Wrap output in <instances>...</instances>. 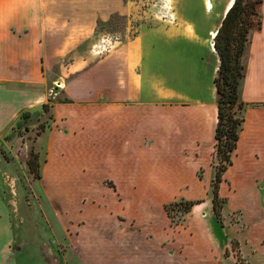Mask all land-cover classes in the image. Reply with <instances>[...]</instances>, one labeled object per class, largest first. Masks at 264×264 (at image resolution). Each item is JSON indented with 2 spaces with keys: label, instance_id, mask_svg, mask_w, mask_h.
I'll use <instances>...</instances> for the list:
<instances>
[{
  "label": "crops",
  "instance_id": "obj_1",
  "mask_svg": "<svg viewBox=\"0 0 264 264\" xmlns=\"http://www.w3.org/2000/svg\"><path fill=\"white\" fill-rule=\"evenodd\" d=\"M46 3L0 0V140L4 137L5 142L17 146L18 135L13 134L12 127L49 103L51 117L38 138L46 149L37 177L44 190L46 184L58 190L61 185L69 188L77 184V177L90 180L97 176L100 181L112 180L121 195L169 194L184 199L189 187L184 176L191 173L200 182L206 171L201 183L209 191L215 173L214 77L219 64L211 43L229 8L222 10L214 33L207 26L210 18L204 19L201 29L192 18L168 29L161 22L141 25L135 35L123 43L116 42L120 44L117 46L97 32L90 35L97 39L86 54L65 62L62 52L53 69L49 44L42 41L53 37V32L40 30L42 18L54 14L49 10L54 5ZM8 11L15 16H8ZM259 12L260 28L250 31L243 57L245 72L239 96L244 102V119L232 163L218 187L227 201L252 190L264 195V0ZM28 24L29 31L19 30ZM63 49L68 53L70 47ZM53 83H59V89L51 96ZM23 112H29L24 119ZM3 149L0 264H16L17 244L8 205L14 203L9 193H15L17 177ZM192 200L200 202L186 214L184 227L175 231L166 224L163 208V228L159 230H154L155 226L145 229L136 215L129 213L125 222L113 226L110 252H104L111 261L101 255L95 264H146L156 256L190 264L188 245L199 236L186 226L191 211L203 205V198ZM131 215L134 220L129 219ZM180 236L186 239L181 241ZM263 237L257 239L259 249L264 248ZM200 243L204 244L202 237ZM221 252L214 258L220 261Z\"/></svg>",
  "mask_w": 264,
  "mask_h": 264
},
{
  "label": "rangeland",
  "instance_id": "obj_2",
  "mask_svg": "<svg viewBox=\"0 0 264 264\" xmlns=\"http://www.w3.org/2000/svg\"><path fill=\"white\" fill-rule=\"evenodd\" d=\"M205 1L211 3L210 9L206 8ZM226 1L39 0L40 3L53 2L46 4L54 5L49 8L53 9L54 14L42 18L40 23V30L53 32V37L49 36L42 41L49 44L48 58L54 59L51 64L55 69L62 52H65V62L86 54V50L97 39L90 35L97 32L104 33L115 42V46L135 35L141 25L153 22H161L168 29L180 27L187 19L192 18L201 29L205 25L204 19L210 18L207 26L214 32L221 12L225 10ZM22 10L20 6V11ZM7 14L15 16L11 11ZM10 28L16 30L14 24ZM256 28L257 18L253 16L250 31ZM19 30L29 31L30 25ZM83 35L88 37L84 38ZM64 47H70L68 53ZM46 65L47 63L44 67ZM53 84L51 96L59 89V86ZM41 109L27 121L12 127L13 134L18 135L17 146L12 145L13 142H5L4 137L0 140V148L4 147L17 177V189L15 188V193H9L14 203L8 205L17 244L14 248L16 264H95L101 261V255L109 259L104 252H110L113 226L117 222H125L129 213H134L135 219L142 226L145 225V229L151 230L155 226L154 230H159L163 228V215L160 212V208H163L166 224L168 222L174 227V231L184 227L183 219H186L187 213L176 212L177 207L171 204L180 199H174L169 194L125 196L117 192L112 180L100 181L97 176L90 180L77 177V184L70 185L69 188L61 185L58 190L45 183L44 190L41 178L30 172L27 165L31 152L38 154L39 171L45 161V144L38 138L41 136L40 124L51 117L49 103ZM1 165L3 166V161L0 160ZM206 174L204 171L200 182L191 173L184 176L189 186L183 195L184 199L203 198V205L191 211L186 226V229L190 228L192 233L195 231L199 236V239L196 238L188 245L190 264H264V248L257 247L258 237L264 235L262 191L252 190L247 194L234 195L228 201L219 194L223 202L221 220L218 221L212 210V188L210 186L208 191L207 186L204 188L202 184ZM161 199L166 200L161 204ZM129 219L134 220L133 215ZM180 237L181 241L186 239L185 236ZM201 237L204 244L200 243ZM261 242L264 245V237ZM167 249L168 253H172ZM220 252L219 261V258L214 257H218ZM146 264L178 263L156 256L154 259H147Z\"/></svg>",
  "mask_w": 264,
  "mask_h": 264
},
{
  "label": "trees",
  "instance_id": "obj_3",
  "mask_svg": "<svg viewBox=\"0 0 264 264\" xmlns=\"http://www.w3.org/2000/svg\"><path fill=\"white\" fill-rule=\"evenodd\" d=\"M261 1L233 0L213 39V47L218 54L219 64L214 77L217 92V121L214 128L213 165L215 173L211 182V203L218 221L221 220L223 202L218 193L219 183L223 179L224 171L232 163L233 152L244 119V102L239 96V86L245 72L243 57L253 16L257 18V29L260 28L259 6ZM46 106L47 104H44L42 108ZM28 114L29 112H23L21 118L24 119ZM40 125L44 127L48 124L45 121ZM27 165L30 172L40 177L37 153H30ZM199 202V200L180 199L172 202L171 205L177 207L176 212L185 214Z\"/></svg>",
  "mask_w": 264,
  "mask_h": 264
},
{
  "label": "bare ground",
  "instance_id": "obj_4",
  "mask_svg": "<svg viewBox=\"0 0 264 264\" xmlns=\"http://www.w3.org/2000/svg\"><path fill=\"white\" fill-rule=\"evenodd\" d=\"M232 1H233V0H227V1H226L225 10L231 6ZM205 4H206V8H207V9H210V8H211V3H210L209 1H205ZM225 10H224V11H225ZM213 33H214V32H213Z\"/></svg>",
  "mask_w": 264,
  "mask_h": 264
},
{
  "label": "built area",
  "instance_id": "obj_5",
  "mask_svg": "<svg viewBox=\"0 0 264 264\" xmlns=\"http://www.w3.org/2000/svg\"><path fill=\"white\" fill-rule=\"evenodd\" d=\"M213 36H214V35L212 34V38H213ZM211 45L213 46V41H212ZM57 86H59V85H57Z\"/></svg>",
  "mask_w": 264,
  "mask_h": 264
},
{
  "label": "water",
  "instance_id": "obj_6",
  "mask_svg": "<svg viewBox=\"0 0 264 264\" xmlns=\"http://www.w3.org/2000/svg\"><path fill=\"white\" fill-rule=\"evenodd\" d=\"M233 2V1H232Z\"/></svg>",
  "mask_w": 264,
  "mask_h": 264
}]
</instances>
